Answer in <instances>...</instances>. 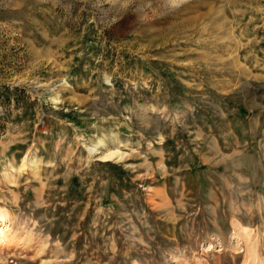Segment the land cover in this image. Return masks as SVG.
Returning a JSON list of instances; mask_svg holds the SVG:
<instances>
[{
  "label": "rangeland",
  "instance_id": "1",
  "mask_svg": "<svg viewBox=\"0 0 264 264\" xmlns=\"http://www.w3.org/2000/svg\"><path fill=\"white\" fill-rule=\"evenodd\" d=\"M0 209V264H264V0H0Z\"/></svg>",
  "mask_w": 264,
  "mask_h": 264
},
{
  "label": "bare ground",
  "instance_id": "2",
  "mask_svg": "<svg viewBox=\"0 0 264 264\" xmlns=\"http://www.w3.org/2000/svg\"><path fill=\"white\" fill-rule=\"evenodd\" d=\"M113 153L110 155H107L106 157H112V156L114 157ZM9 217L10 215L6 211L0 209V245L1 246L8 245L10 241L12 240V237H11L12 223Z\"/></svg>",
  "mask_w": 264,
  "mask_h": 264
}]
</instances>
